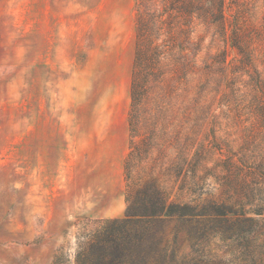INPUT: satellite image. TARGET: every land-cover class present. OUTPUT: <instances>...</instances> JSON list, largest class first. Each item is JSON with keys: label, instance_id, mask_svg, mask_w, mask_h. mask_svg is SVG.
I'll return each instance as SVG.
<instances>
[{"label": "rangeland", "instance_id": "rangeland-1", "mask_svg": "<svg viewBox=\"0 0 264 264\" xmlns=\"http://www.w3.org/2000/svg\"><path fill=\"white\" fill-rule=\"evenodd\" d=\"M142 46L156 47L144 71L154 88L133 131ZM197 150L199 186L189 174L180 189L161 170ZM232 162L264 166V0H0V264H76L158 174L176 202L225 199ZM180 225L163 230L181 263L193 247L173 242ZM213 242L218 257L251 264Z\"/></svg>", "mask_w": 264, "mask_h": 264}, {"label": "trees", "instance_id": "trees-1", "mask_svg": "<svg viewBox=\"0 0 264 264\" xmlns=\"http://www.w3.org/2000/svg\"><path fill=\"white\" fill-rule=\"evenodd\" d=\"M151 49L150 53L143 46L138 49V70L132 82L133 131L142 122V108L154 88L149 85L153 72H144L156 60V47ZM147 139L136 143L126 159L128 180L133 167L143 160L139 156L147 151ZM200 157L197 150L190 159L182 158L183 163L176 160L161 172L176 177L177 181L182 179L180 189L185 188L189 174L194 186H199ZM226 170L222 185L227 197L202 205L193 200L184 203L173 200L160 174L145 180L135 192L128 193L125 217L108 220L100 226L81 246L76 264H236L235 259L214 254L211 246L218 238L232 242L241 260L264 264V198L260 197L264 190V166L259 163L243 167L232 162ZM173 218L181 224L173 242L178 243L184 235L193 247V255L181 263L163 230L166 220Z\"/></svg>", "mask_w": 264, "mask_h": 264}]
</instances>
